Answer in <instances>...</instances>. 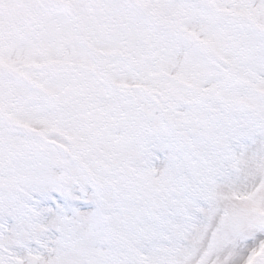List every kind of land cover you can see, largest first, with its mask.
I'll list each match as a JSON object with an SVG mask.
<instances>
[{
	"label": "snow or ice",
	"instance_id": "snow-or-ice-1",
	"mask_svg": "<svg viewBox=\"0 0 264 264\" xmlns=\"http://www.w3.org/2000/svg\"><path fill=\"white\" fill-rule=\"evenodd\" d=\"M0 264H264V0H0Z\"/></svg>",
	"mask_w": 264,
	"mask_h": 264
}]
</instances>
